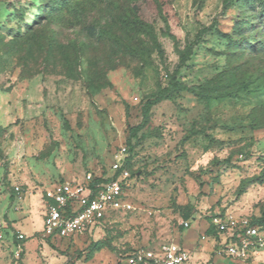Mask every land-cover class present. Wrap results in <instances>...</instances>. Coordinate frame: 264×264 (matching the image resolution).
<instances>
[{
    "label": "rangeland",
    "instance_id": "rangeland-1",
    "mask_svg": "<svg viewBox=\"0 0 264 264\" xmlns=\"http://www.w3.org/2000/svg\"><path fill=\"white\" fill-rule=\"evenodd\" d=\"M122 148L132 211L46 238L43 190L110 176ZM0 235V264H125L166 245L188 264H264V0H0Z\"/></svg>",
    "mask_w": 264,
    "mask_h": 264
},
{
    "label": "built area",
    "instance_id": "built-area-1",
    "mask_svg": "<svg viewBox=\"0 0 264 264\" xmlns=\"http://www.w3.org/2000/svg\"><path fill=\"white\" fill-rule=\"evenodd\" d=\"M127 156L126 148L114 154L110 164V176L96 177L86 174L81 180L58 181L43 190V234L51 240H74L99 230L102 223L117 213L132 211L125 189L128 172L123 168ZM185 227L188 224H184ZM231 226L235 224L231 222ZM220 232L224 224L216 223ZM240 230L232 236L234 242L228 246L231 255L245 256L249 241L256 238L255 226L241 223ZM1 237V235H0ZM18 242L24 235L17 236ZM21 246H17L15 258H19ZM125 264H188L189 254L177 245H166L155 250L138 249L125 257ZM19 264V263H15Z\"/></svg>",
    "mask_w": 264,
    "mask_h": 264
},
{
    "label": "trees",
    "instance_id": "trees-1",
    "mask_svg": "<svg viewBox=\"0 0 264 264\" xmlns=\"http://www.w3.org/2000/svg\"><path fill=\"white\" fill-rule=\"evenodd\" d=\"M237 1H239V0H223V7H225V6H227V5H234ZM195 44H197V43H194V45ZM191 53H192V46H188V47H186L185 48V51L184 52H182L181 54H180V58H179V64H178V66H177V69L182 65V64H184V62L186 61V60H188V58H189V56L191 55ZM176 73H177V70H176ZM174 79V78H173ZM175 80V79H174ZM165 99V95L164 94H159L158 96H156L152 101H150V102H148V104L145 106V108H144V110H143V115H144V117L145 116H147V113H148V111H149V109H150V107L151 106H153V105H155V104H157V103H159V102H161V101H163ZM107 220V219H106ZM105 220V221H106ZM104 221V222H105ZM103 222V223H104ZM103 223H102V225H101V228L99 229V230H101L102 228H103ZM263 224V220H255V221H253V222H251V225L252 226H261ZM211 230H212V227L210 226L209 227V229H208V233H210L211 232ZM130 254V253H129ZM128 255V254H127ZM126 255V256H127ZM126 256H124V260H125V257Z\"/></svg>",
    "mask_w": 264,
    "mask_h": 264
},
{
    "label": "crops",
    "instance_id": "crops-1",
    "mask_svg": "<svg viewBox=\"0 0 264 264\" xmlns=\"http://www.w3.org/2000/svg\"><path fill=\"white\" fill-rule=\"evenodd\" d=\"M27 229H29V230H30V228H29V227H27Z\"/></svg>",
    "mask_w": 264,
    "mask_h": 264
}]
</instances>
